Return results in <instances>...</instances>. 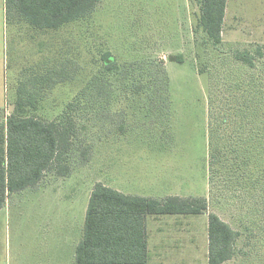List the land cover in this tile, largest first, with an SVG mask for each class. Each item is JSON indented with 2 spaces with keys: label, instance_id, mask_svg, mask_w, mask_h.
<instances>
[{
  "label": "rangeland",
  "instance_id": "1",
  "mask_svg": "<svg viewBox=\"0 0 264 264\" xmlns=\"http://www.w3.org/2000/svg\"><path fill=\"white\" fill-rule=\"evenodd\" d=\"M200 2L101 0L91 16L57 31H38L15 21L7 27L6 56L0 61L1 118L11 114L18 81L31 74L28 69L39 72L47 63L71 61L67 68L74 69L75 78L42 91L37 114L57 118L93 74L103 71L101 58L108 50L121 63L151 59L155 64L160 59L170 75L171 102L160 115L135 110L136 116L127 110L126 118L120 111L129 104L123 99L131 91L124 89L113 97L111 119L104 121L96 107L84 112L97 142L91 158L76 160L68 176L49 172L37 185L8 198L0 211V264H74L75 243L83 236L88 201L98 182L126 194L208 199L207 209L199 215L148 219L150 264H209L211 212L241 233L238 253L225 264H264V178L259 183L255 177L252 184L239 178L237 182L236 175H226L229 163L219 173L221 138L211 122L213 111L225 114L224 108L216 107L235 105L232 141L238 144L249 138L252 155L256 161L262 158L264 146H256L263 143L261 127L258 133L248 127L264 121L248 114L246 126L238 120L237 107L241 94L240 100L253 96L250 81L264 93V55L259 54L264 50V0H227L217 46L199 26ZM241 52L253 54L255 66L241 65L236 58ZM144 82L129 85L146 90ZM77 121L81 127L82 119ZM247 252L251 256H245Z\"/></svg>",
  "mask_w": 264,
  "mask_h": 264
},
{
  "label": "trees",
  "instance_id": "2",
  "mask_svg": "<svg viewBox=\"0 0 264 264\" xmlns=\"http://www.w3.org/2000/svg\"><path fill=\"white\" fill-rule=\"evenodd\" d=\"M100 2L101 0H6L7 27L15 21L28 24L38 31H57L91 16ZM226 9L227 0L200 2L199 26L214 46L222 41ZM259 54L263 56L264 50H259ZM236 58L248 69L255 66L253 54L241 52ZM101 59L103 71L100 74L94 73L91 80L67 104L68 107L51 120L37 114L44 99L42 91L48 92L55 85L75 78L76 72L72 73L74 69L67 68L71 61H56L54 65L47 63L45 67H40L39 72L32 67L26 71L31 74L18 81L14 109L10 105L11 114L6 119L0 117V210L12 194L37 185L47 173L56 171L60 176H68L73 173L76 160L82 159L85 162L91 158L97 142L93 132L89 131L88 123L86 125L83 113L96 107V113L103 116L104 121L106 118L111 119L110 112L116 106L118 90L131 91L123 99L129 104L125 106V110L120 111L122 116L126 114V118L128 111L136 116L135 110H140L145 115L150 112H158L160 115L163 112L160 110L169 108L170 75L160 59L155 64L150 63L151 59L121 63L110 50L105 51ZM180 59L181 55L178 56V61ZM81 68L84 66L81 65L78 69ZM144 78H148L146 82ZM136 80L144 82L147 89L129 85ZM252 81L248 86L251 84L253 96L251 94L246 100H240L242 94L239 96L237 115L243 124H246L245 116L248 114L264 121V93L261 92V86L254 89ZM256 82L259 83L258 78ZM139 97L146 103L138 100ZM233 100L234 98L232 102ZM222 105L223 107L218 106L215 110L224 108L225 114L213 111L211 118L216 127L215 135L221 138L218 144L221 164L218 171L223 173L222 167L229 163L230 169L226 175H236L237 182L239 178L245 182L250 181L251 184L255 177L259 183L264 178V149L262 158L256 161L249 138L243 140L246 134L242 135L243 141L240 143L232 141L233 123L237 121L232 112L235 105ZM146 109L150 111L143 112ZM3 110L0 108V114ZM78 119L83 121L82 132ZM100 121L101 119L93 122L92 127ZM259 127L263 143L256 146H264V125L255 124V128L250 129L249 126L248 129L258 133ZM248 136L254 139L250 133ZM219 173L216 172V175ZM229 180L233 181V177ZM207 207L208 199L205 196L169 195L157 198L133 195L98 182L89 198L83 236L76 246L75 264H150L148 219L160 215H199ZM208 235L209 264H225L238 253L237 239L241 233L215 212L209 214ZM244 254L251 256L249 252Z\"/></svg>",
  "mask_w": 264,
  "mask_h": 264
},
{
  "label": "crops",
  "instance_id": "3",
  "mask_svg": "<svg viewBox=\"0 0 264 264\" xmlns=\"http://www.w3.org/2000/svg\"><path fill=\"white\" fill-rule=\"evenodd\" d=\"M6 31H7V25H6V0H0V61L2 59V62H4V59H5V56H6V41H5ZM85 217H86V215H85ZM78 243L79 242L75 243V248L78 245ZM75 251H76V249H75ZM74 259H75V254H74Z\"/></svg>",
  "mask_w": 264,
  "mask_h": 264
},
{
  "label": "water",
  "instance_id": "4",
  "mask_svg": "<svg viewBox=\"0 0 264 264\" xmlns=\"http://www.w3.org/2000/svg\"><path fill=\"white\" fill-rule=\"evenodd\" d=\"M170 60H172V61H176L177 58H176L175 56H171V57H170ZM11 109H14V106H13V105H11Z\"/></svg>",
  "mask_w": 264,
  "mask_h": 264
}]
</instances>
